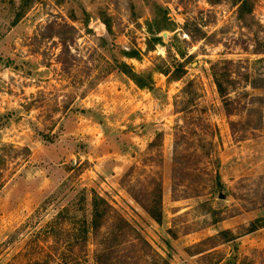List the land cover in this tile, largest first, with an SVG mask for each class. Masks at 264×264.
Returning a JSON list of instances; mask_svg holds the SVG:
<instances>
[{
    "label": "rangeland",
    "instance_id": "rangeland-1",
    "mask_svg": "<svg viewBox=\"0 0 264 264\" xmlns=\"http://www.w3.org/2000/svg\"><path fill=\"white\" fill-rule=\"evenodd\" d=\"M256 220L264 0H0V264H264Z\"/></svg>",
    "mask_w": 264,
    "mask_h": 264
},
{
    "label": "trees",
    "instance_id": "trees-1",
    "mask_svg": "<svg viewBox=\"0 0 264 264\" xmlns=\"http://www.w3.org/2000/svg\"><path fill=\"white\" fill-rule=\"evenodd\" d=\"M240 0H237V2H239ZM213 79H214V83H215V86H216V89H217V93L220 95V96H224L226 95V85H222V83L219 81L218 77H216V73L215 75H213ZM99 202L103 205H105V202L103 200H99ZM99 202L97 201L96 203H94V208H98L100 205H99ZM158 220V219H157ZM257 223H259V220H256L255 222H252L250 225H249V228L246 230V233H252V232H255L257 230V228H262L264 227V224H261V225H258ZM228 234L227 232H222L220 233L221 235L222 234ZM230 239H236V237H230Z\"/></svg>",
    "mask_w": 264,
    "mask_h": 264
},
{
    "label": "water",
    "instance_id": "water-1",
    "mask_svg": "<svg viewBox=\"0 0 264 264\" xmlns=\"http://www.w3.org/2000/svg\"><path fill=\"white\" fill-rule=\"evenodd\" d=\"M218 198L223 199V195L219 194Z\"/></svg>",
    "mask_w": 264,
    "mask_h": 264
}]
</instances>
